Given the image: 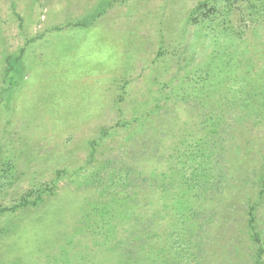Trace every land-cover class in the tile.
<instances>
[{
	"label": "rangeland",
	"instance_id": "obj_1",
	"mask_svg": "<svg viewBox=\"0 0 264 264\" xmlns=\"http://www.w3.org/2000/svg\"><path fill=\"white\" fill-rule=\"evenodd\" d=\"M263 179L264 0H0V264H264Z\"/></svg>",
	"mask_w": 264,
	"mask_h": 264
},
{
	"label": "trees",
	"instance_id": "obj_2",
	"mask_svg": "<svg viewBox=\"0 0 264 264\" xmlns=\"http://www.w3.org/2000/svg\"><path fill=\"white\" fill-rule=\"evenodd\" d=\"M200 168H201V172L205 170V167L203 166V164H202L201 167L200 166L199 167H195V176H197V174L198 175L201 174L200 171H199ZM206 181L204 182V184H206ZM263 182H264V179H263ZM253 210H254V207L251 206L250 209H249V212H248L247 227H248V231L250 232L252 240H255L259 244V243H261V242H259L260 241L259 240V235H258L259 230L256 228V222H255V218L253 216ZM260 247L258 248V251H259L258 256L259 257L261 256V253H262V249Z\"/></svg>",
	"mask_w": 264,
	"mask_h": 264
}]
</instances>
